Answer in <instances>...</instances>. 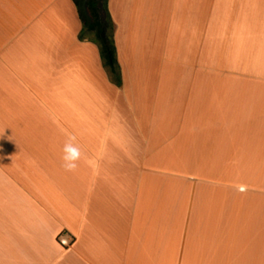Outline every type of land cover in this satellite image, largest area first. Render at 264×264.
I'll return each mask as SVG.
<instances>
[{
  "label": "crops",
  "instance_id": "1",
  "mask_svg": "<svg viewBox=\"0 0 264 264\" xmlns=\"http://www.w3.org/2000/svg\"><path fill=\"white\" fill-rule=\"evenodd\" d=\"M108 10L121 87L73 0H0V264H264V0Z\"/></svg>",
  "mask_w": 264,
  "mask_h": 264
},
{
  "label": "trees",
  "instance_id": "2",
  "mask_svg": "<svg viewBox=\"0 0 264 264\" xmlns=\"http://www.w3.org/2000/svg\"><path fill=\"white\" fill-rule=\"evenodd\" d=\"M82 22L80 40L98 45L104 68L112 83L122 86L121 70L117 61L114 42V24L108 10L109 0H73Z\"/></svg>",
  "mask_w": 264,
  "mask_h": 264
},
{
  "label": "clouds",
  "instance_id": "3",
  "mask_svg": "<svg viewBox=\"0 0 264 264\" xmlns=\"http://www.w3.org/2000/svg\"><path fill=\"white\" fill-rule=\"evenodd\" d=\"M80 156V148L69 140L64 144L62 149L61 160L63 167L68 171L75 169Z\"/></svg>",
  "mask_w": 264,
  "mask_h": 264
},
{
  "label": "rangeland",
  "instance_id": "4",
  "mask_svg": "<svg viewBox=\"0 0 264 264\" xmlns=\"http://www.w3.org/2000/svg\"><path fill=\"white\" fill-rule=\"evenodd\" d=\"M257 168H255L256 170ZM255 170L253 171V168L251 167H246L245 168V174L248 175V174H253V172H255Z\"/></svg>",
  "mask_w": 264,
  "mask_h": 264
},
{
  "label": "built area",
  "instance_id": "5",
  "mask_svg": "<svg viewBox=\"0 0 264 264\" xmlns=\"http://www.w3.org/2000/svg\"><path fill=\"white\" fill-rule=\"evenodd\" d=\"M62 244L65 245V246L68 245L67 241H65V240L62 241Z\"/></svg>",
  "mask_w": 264,
  "mask_h": 264
}]
</instances>
